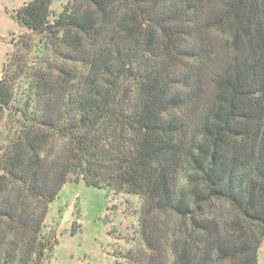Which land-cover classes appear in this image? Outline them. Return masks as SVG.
<instances>
[{
    "label": "trees",
    "instance_id": "16d2710c",
    "mask_svg": "<svg viewBox=\"0 0 264 264\" xmlns=\"http://www.w3.org/2000/svg\"><path fill=\"white\" fill-rule=\"evenodd\" d=\"M47 17L48 0L18 13L55 38L56 78L8 61L0 79V264H42L49 203L79 180L141 198L135 264H257L264 0H72Z\"/></svg>",
    "mask_w": 264,
    "mask_h": 264
},
{
    "label": "rangeland",
    "instance_id": "374dc122",
    "mask_svg": "<svg viewBox=\"0 0 264 264\" xmlns=\"http://www.w3.org/2000/svg\"><path fill=\"white\" fill-rule=\"evenodd\" d=\"M28 1L0 0V79L8 61L21 70L32 67L49 72L52 60L41 46L55 38L50 31L37 34L22 25L18 13ZM70 1L48 0L46 20ZM49 73L56 78V69ZM141 202L137 195L87 185L82 180L67 182L48 206L45 229L52 230L57 241L42 264L137 263L150 254L138 234ZM257 264H264V239Z\"/></svg>",
    "mask_w": 264,
    "mask_h": 264
}]
</instances>
